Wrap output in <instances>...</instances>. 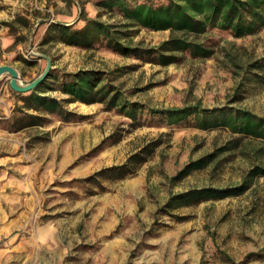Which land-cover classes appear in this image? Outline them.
<instances>
[{
	"label": "rangeland",
	"instance_id": "rangeland-1",
	"mask_svg": "<svg viewBox=\"0 0 264 264\" xmlns=\"http://www.w3.org/2000/svg\"><path fill=\"white\" fill-rule=\"evenodd\" d=\"M89 1L93 16L122 19L98 0H0V65L12 64L25 82L34 80L47 64L28 50L37 20L77 23ZM18 14L31 25L17 24L13 34L3 22ZM49 23L35 38L36 50L53 57L59 74L49 85L57 86L64 72L101 68L115 72L114 83L129 99L151 106L201 101L264 115V69L257 65L264 62V28L242 37L210 30L202 39L214 47L212 56L179 52L178 61L164 65L153 56L115 52L102 41L90 47L42 44ZM170 36L169 29L135 28L133 43L158 46ZM10 81L6 75L0 83V264L34 252L37 236L42 264H264V175L238 195L170 205L195 188L240 184L252 168L264 166V138L235 134L225 125L202 128L194 116L169 124L144 111L136 121L106 103L79 101L67 105L78 120L47 113L42 125L16 129L14 118L28 107ZM228 144L233 148L222 150ZM209 154L207 166L174 179ZM21 241L32 243L16 248Z\"/></svg>",
	"mask_w": 264,
	"mask_h": 264
},
{
	"label": "trees",
	"instance_id": "trees-1",
	"mask_svg": "<svg viewBox=\"0 0 264 264\" xmlns=\"http://www.w3.org/2000/svg\"><path fill=\"white\" fill-rule=\"evenodd\" d=\"M97 4L110 11L118 10L122 13V19L111 22L104 20L101 14L90 16L83 7L77 23L50 22L41 43L57 40L68 45L90 47L96 41H102L109 49L123 55L140 58L153 56V60L167 65L180 59L179 52H190L195 57L203 58L212 56L214 47L202 39L210 30L229 31L235 37H242L264 28V0H98ZM3 23L16 34L17 24L30 27L31 20L28 16L18 14L13 20ZM44 23L46 21L41 25ZM135 28L169 29L171 36L158 46L145 47L141 43H133ZM257 65L264 69V62H257ZM114 73L101 68L84 67L62 73L63 79L53 86L48 84L49 81L58 80L59 77L53 69L35 89L20 94L28 109L21 108L23 112L14 118L13 127L20 129L29 125H42L47 113L56 114L63 120H78V115L67 108L69 103L103 102L108 109L118 108L136 121L144 111L162 115L169 124H178L194 116L197 125L202 128L225 125L235 134L264 138V115H258L248 108L230 105L208 108L201 101L184 106H151L129 99L121 87L114 83ZM44 87L61 90L68 96H54L47 93ZM31 109L40 114L30 112ZM236 139L238 141L240 137ZM232 148L228 144L222 150ZM210 157L213 154L191 161L174 179H182L195 169L207 166ZM260 175H264L263 165L252 168L238 185L195 188L174 196L170 205L175 207L178 203L238 195L249 189Z\"/></svg>",
	"mask_w": 264,
	"mask_h": 264
},
{
	"label": "water",
	"instance_id": "water-1",
	"mask_svg": "<svg viewBox=\"0 0 264 264\" xmlns=\"http://www.w3.org/2000/svg\"><path fill=\"white\" fill-rule=\"evenodd\" d=\"M79 18H80V15L78 16L77 20H79ZM43 21L59 22V23H66V24L74 23V22L69 23V22L58 20V19H50V18H41L37 20L32 30V33L30 35V38H29L28 50L34 56H37L40 58H46L47 64L43 72L39 74L34 80L30 82H25L22 77L21 71L16 66L12 64H1L0 65V83L2 79L4 78V76L9 75L11 77V81H10L11 87L17 92L22 93V92H28V91L35 89L41 82L45 81L48 78V76L50 75L51 71L54 68L53 57L49 55L48 53L36 50V46H35L36 34L39 29V26L41 25Z\"/></svg>",
	"mask_w": 264,
	"mask_h": 264
},
{
	"label": "crops",
	"instance_id": "crops-1",
	"mask_svg": "<svg viewBox=\"0 0 264 264\" xmlns=\"http://www.w3.org/2000/svg\"><path fill=\"white\" fill-rule=\"evenodd\" d=\"M86 6H87V9H88V11H90V13H91V16H93L94 15V12L93 11H95V10H90L91 9V7H94V5L91 3V1H89L87 4H86ZM86 9V10H87ZM98 8L96 9V13H98ZM46 31V29L42 32V36L44 35V32ZM42 36H40L41 38H42ZM38 37V36H37ZM8 42H7V44H12L13 42H14V39L12 38V37H10V38H8V40H7ZM63 43H60L59 45H62ZM41 60V59H40ZM40 241H42V239H40V237H36V239H35V241H34V243L37 245V247H36V250L34 251V252H32V253H29V254H26V253H23V252H15L16 254H17V257H19V256H24L25 254V258L24 259H22V261H18V262H16L15 261V257L14 256H11V258H9V260H12V263H2V264H42L39 260H38V258L40 257L39 256V246H41V242ZM30 242V241H29ZM29 242H27L28 244H29ZM27 243H25V242H23V241H21V242H18L17 243V245H16V248H21V245H24L25 247H28V244ZM30 243H32V242H30ZM28 249V248H27ZM13 255H14V253H13ZM45 264V263H44Z\"/></svg>",
	"mask_w": 264,
	"mask_h": 264
},
{
	"label": "built area",
	"instance_id": "built-area-1",
	"mask_svg": "<svg viewBox=\"0 0 264 264\" xmlns=\"http://www.w3.org/2000/svg\"><path fill=\"white\" fill-rule=\"evenodd\" d=\"M30 53V52H29ZM28 56H29V54H28Z\"/></svg>",
	"mask_w": 264,
	"mask_h": 264
}]
</instances>
